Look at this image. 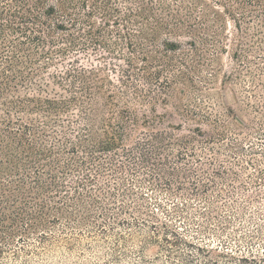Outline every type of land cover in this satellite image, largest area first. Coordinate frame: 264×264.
Returning a JSON list of instances; mask_svg holds the SVG:
<instances>
[{
    "label": "rangeland",
    "instance_id": "rangeland-1",
    "mask_svg": "<svg viewBox=\"0 0 264 264\" xmlns=\"http://www.w3.org/2000/svg\"><path fill=\"white\" fill-rule=\"evenodd\" d=\"M186 3L210 21L221 19L215 25L222 26L218 39L227 51L216 54L219 46L209 42L200 47L205 49L200 59L188 51L189 38L179 39L184 52L190 54L189 69H171L164 76L176 81L183 72L193 79L194 88L190 83L174 82L170 104H157L156 111L149 105L130 103L140 122L152 125L140 126L125 141V148L92 162L90 170L69 176L68 193L57 194L55 201L60 205L65 201L62 197H68L83 206L76 218L61 217L20 240V234L0 240V264H264V18L242 24L248 34L241 33L228 14L226 7L231 6L226 0ZM237 51L250 58L251 67L244 68L233 59ZM128 56L125 49L121 57ZM124 58L116 60L103 49L58 57L46 72L34 77L36 84L14 95L71 100L74 93L69 82L59 86L55 77L73 67L98 72L109 93L121 91L124 86L119 80L126 78L123 71L133 70ZM139 85L146 90L150 87L144 80ZM76 91L80 97L81 91ZM154 93L160 96V89L154 88ZM205 115L219 121V129ZM80 116L76 108L57 116L26 114L22 119L42 123L48 138L35 131L30 136L36 137L39 146L46 138L49 147L55 143L53 133L62 129L53 122L81 127L83 120L75 122ZM221 132L224 137H219ZM158 145L166 148L160 154L154 149ZM128 149L134 171L125 154ZM145 154H152L151 161L144 160ZM56 156L62 163L71 157L61 151ZM110 158L121 168L115 171ZM103 166L106 172L96 171ZM86 171L95 183L87 187L88 194L83 190L76 195L77 182ZM7 225L12 226L9 221Z\"/></svg>",
    "mask_w": 264,
    "mask_h": 264
},
{
    "label": "trees",
    "instance_id": "trees-1",
    "mask_svg": "<svg viewBox=\"0 0 264 264\" xmlns=\"http://www.w3.org/2000/svg\"><path fill=\"white\" fill-rule=\"evenodd\" d=\"M186 2L0 0V111L3 113L0 116V240L7 241L18 234L20 240L23 235L52 225L61 217L69 221L76 218L75 214L83 206L68 197H62L65 201L60 205L55 201L57 194L68 193L67 178L90 170L94 167L92 162L105 159L108 153L116 154L120 148H125V141L140 131V126L152 125L150 121L141 123L139 115L131 110L129 104L149 105L156 111L160 103L170 104L174 82L190 83L194 88L193 79L183 72L175 77L176 81L164 76L171 69H189L186 64L190 54L184 52L179 39L189 38L188 51L200 59L204 58L205 52L200 47L205 48L209 42L219 46L215 49L216 54L227 51L228 47L219 41L222 26L217 28L215 25L221 19L210 21ZM226 2L227 6H231L226 9L238 32L248 34L242 24H248L255 17L259 20L264 18V0ZM240 42L243 43V40ZM99 49L113 54L116 60L124 58L121 56H124L125 49L128 50L129 56L124 60L133 70L123 71L126 78L119 80L124 86L121 91L109 93L106 89L108 84L98 72L73 67L64 76L55 77L59 86L69 82L74 93L71 100L15 97L14 94L21 88L29 89L36 84L34 77L46 72L56 58ZM233 59L241 62L244 68L251 67L250 58L238 51ZM141 80L150 85L149 89L139 85ZM108 83L115 88L112 81ZM154 88L160 89V96L155 97ZM76 89L81 91L80 97ZM131 91L133 97L130 96ZM76 108H79L81 116L80 121L75 122L79 124L83 120L84 125L73 127L75 123L72 122L63 126L54 121L64 130L53 133L56 134L53 137L55 143H50L49 147L46 140L48 132L42 130L41 121L36 125L37 121L27 123L22 119L26 114L57 116ZM263 109L264 106L261 107ZM203 118L217 127L220 123L209 115ZM234 125L241 128L240 123ZM222 127L225 128V125ZM31 131L39 135L42 132L46 137L42 146L37 145L34 135L30 136ZM224 136V132L219 134V137ZM58 144L62 147L57 148ZM138 144L143 148L145 146L141 142ZM154 149L160 154L166 148L158 145ZM60 151L61 154L71 155L64 163L56 156ZM83 154L86 157H82ZM125 154L131 164L130 170L134 171L135 161L131 151L128 149ZM151 158L152 154L144 156L147 161ZM110 160L115 171L121 168L115 159ZM89 165L92 167L89 168ZM106 170V166L96 169L99 173ZM88 173L90 171H86L84 178H79L76 195H81L83 190L95 183V178ZM91 199L99 204L96 197ZM8 221L12 226L7 225ZM77 223L80 224L79 219Z\"/></svg>",
    "mask_w": 264,
    "mask_h": 264
}]
</instances>
